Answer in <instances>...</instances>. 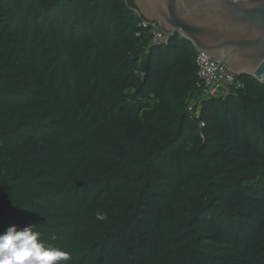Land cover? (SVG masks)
Wrapping results in <instances>:
<instances>
[{
  "label": "trees",
  "instance_id": "16d2710c",
  "mask_svg": "<svg viewBox=\"0 0 264 264\" xmlns=\"http://www.w3.org/2000/svg\"><path fill=\"white\" fill-rule=\"evenodd\" d=\"M137 9L0 0V232L61 264H264V80L206 93Z\"/></svg>",
  "mask_w": 264,
  "mask_h": 264
},
{
  "label": "water",
  "instance_id": "95a60500",
  "mask_svg": "<svg viewBox=\"0 0 264 264\" xmlns=\"http://www.w3.org/2000/svg\"><path fill=\"white\" fill-rule=\"evenodd\" d=\"M140 15L238 75L264 79V0H134Z\"/></svg>",
  "mask_w": 264,
  "mask_h": 264
},
{
  "label": "clouds",
  "instance_id": "9594fccd",
  "mask_svg": "<svg viewBox=\"0 0 264 264\" xmlns=\"http://www.w3.org/2000/svg\"><path fill=\"white\" fill-rule=\"evenodd\" d=\"M95 219L103 222L107 215L97 213ZM36 229L35 223L23 227L12 224L0 232V264H61L70 260V253L45 244Z\"/></svg>",
  "mask_w": 264,
  "mask_h": 264
},
{
  "label": "built area",
  "instance_id": "2783aa9c",
  "mask_svg": "<svg viewBox=\"0 0 264 264\" xmlns=\"http://www.w3.org/2000/svg\"><path fill=\"white\" fill-rule=\"evenodd\" d=\"M136 12L140 14L138 10ZM143 24L153 27L154 44L168 41L171 34L162 30L160 25H156L155 21H145ZM197 62L199 65L198 76L201 79L200 87L208 94H218L219 96L228 94V85L236 81L237 74L234 73L225 60L199 51ZM190 110H192V107Z\"/></svg>",
  "mask_w": 264,
  "mask_h": 264
}]
</instances>
